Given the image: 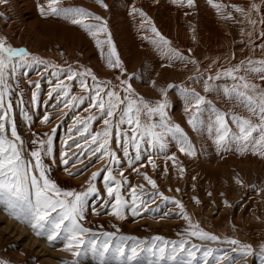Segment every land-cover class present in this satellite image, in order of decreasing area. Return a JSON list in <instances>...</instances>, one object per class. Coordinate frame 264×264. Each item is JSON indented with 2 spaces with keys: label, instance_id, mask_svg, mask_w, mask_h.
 <instances>
[{
  "label": "rangeland",
  "instance_id": "obj_1",
  "mask_svg": "<svg viewBox=\"0 0 264 264\" xmlns=\"http://www.w3.org/2000/svg\"><path fill=\"white\" fill-rule=\"evenodd\" d=\"M103 3L107 7L97 0H61L60 7H82L102 17V21L107 22L108 32L100 33L99 38L106 39L108 33L111 34L123 69L108 67L107 57L101 55L96 39L81 26L63 17L41 15L39 6L46 5V0H7L6 4L0 3V37L6 38L8 45L26 49L31 56L47 62L31 67L25 64L9 77L12 95L6 100L11 99L13 104L10 120L15 122L24 142L23 157L34 164L30 155L33 141L51 136L52 154L42 153V161L46 175L62 191H85L93 172L111 166L117 180L126 178L121 193L129 201L131 187H136L140 193V186H143L144 193L158 191L170 198L163 201L159 196L154 199L144 196L147 207L154 211L141 209L138 216H133L130 208L125 210L124 219L111 215L110 208L105 209L104 214L96 215L93 209L108 199L104 182L107 172L100 171L92 181L98 191L87 198L85 218L81 221L84 227L91 229L85 234L86 239L99 237L102 240L103 232H114V244L119 236L130 237L126 252L134 240L145 241L144 246H147L157 236L169 242L187 239L186 248L196 245L199 249H194L196 256L191 258L192 264H205L204 252L209 248L214 251L206 258L207 264H218L217 257L225 253L233 256L235 264H262L257 255L238 257L233 254L231 249L238 245H231L228 241L235 239L241 244H250L254 253L259 252L260 245L264 244V155L253 152L251 147L243 152L237 151L235 145L228 150L218 149L206 128L194 130L187 122L191 113L185 111L180 88H194L204 95L215 108L226 114L227 122L234 130L233 115L257 121L245 106L223 93L224 86L231 87L234 83L231 78L222 76L220 80H213L219 90L208 93L204 92L203 82L208 76L215 77L241 62L247 67L248 60H264V0H212L211 3L209 0H195L191 8L173 0H103ZM214 5L222 7L218 9ZM133 6L145 12L150 23L133 13ZM237 8L243 11H237ZM102 21L89 17L86 22ZM151 25L171 41V47L196 63L170 61L165 57L151 43L155 38ZM103 50L106 54L107 44L103 45ZM69 68L79 73L91 70L98 81L106 82L105 91L114 90L121 97L125 95L121 81L127 79L136 94L153 104L163 99L160 89H166L169 122L178 123L184 129L196 155L180 152V146L168 138L165 152L149 148L143 152L141 160L135 162L138 171L133 170L116 144L115 124L119 111L112 118H104L112 120L109 148L117 151L120 165H109L107 156L98 158L100 153L93 155L91 149L98 144L92 143L91 136L102 133L105 125L99 109L91 106V95L95 93L81 87V77L68 80ZM239 75H245V72L242 70ZM247 78L258 90H264L260 74L249 72ZM83 79L94 87L91 76L85 75ZM29 81L39 82V89ZM61 81L68 86L67 97L54 92L50 98L49 93ZM152 81H155V86ZM169 84L176 87L169 89ZM33 92L38 93L36 102L32 100ZM101 96L107 103L108 97L103 92ZM72 97H84V101H72ZM46 114L50 120L43 122ZM207 115L206 112L205 117ZM28 116L31 120L27 119ZM92 116L97 119L89 121ZM152 119L158 121L159 117ZM84 121L89 122L87 132L83 131ZM148 122L142 114L141 123ZM120 128L131 135L128 125ZM8 134L11 138L10 123ZM65 152L69 160L67 165L61 162ZM130 153L134 155L133 148H130ZM173 154L174 161L169 159ZM77 170L78 174L69 175V172ZM121 171L123 177L120 176ZM143 173L156 181V189L144 179ZM173 200L184 205L193 224L219 239L213 241L190 236L189 224L179 214L180 209ZM16 212H19V218L6 202L0 200V264H68L73 260L78 264H99V257L91 251H82L76 257L66 250L63 233L56 240L49 241L47 228L50 225L45 229H34L30 215L19 209ZM171 247L170 243L169 251ZM82 248L86 249L87 245ZM179 256L185 261L190 259L186 252ZM163 264L177 262L164 261ZM222 264L231 262L223 261Z\"/></svg>",
  "mask_w": 264,
  "mask_h": 264
},
{
  "label": "snow or ice",
  "instance_id": "obj_2",
  "mask_svg": "<svg viewBox=\"0 0 264 264\" xmlns=\"http://www.w3.org/2000/svg\"><path fill=\"white\" fill-rule=\"evenodd\" d=\"M175 3L186 4L191 8L195 5V0H173ZM211 3L212 0H209ZM0 3H7V0H0ZM97 3L104 7H107L103 3V0H97ZM61 0H46V5L39 6L41 15L45 16H57L63 17L69 20L74 25H79L85 29L91 36L96 39V45L101 49V55H106L107 65L110 68L123 69V64L116 52L115 44L112 41L111 34L108 33L106 39H100V33H107V22L102 21V17L95 15L94 13L85 10L82 7H60ZM218 9L222 5H214ZM133 13L139 14L144 20L149 21L147 14L141 9L133 6ZM237 11H243V9L237 8ZM89 17H92L95 21H102L100 23L86 22ZM144 27V24L141 25ZM151 32L155 34V38L151 39V43L154 44L161 53L171 60L189 61L196 63L195 60H189L181 52L171 47V41L165 38L155 27L151 25ZM264 35V34H262ZM108 45V51L105 54L103 45ZM27 64L31 67L33 64H47L46 61L31 56V54L23 48H17L10 46L6 43V38L0 37V200L6 202L10 208L13 209L17 218H19L20 212H24L31 216L33 221L32 228L41 230L45 229L46 225H50L47 228L49 241H54L64 235V248L73 253V256H80L82 251H91L94 256L99 257V264H163L164 261L172 262L176 261L177 264H192V259L196 256V245H192L191 248H186L188 243L187 239H181L177 241H167L162 237L157 236L153 241L146 244L145 241H133L129 250L126 252V246H128V240L130 237L119 236L116 242L113 244V237L116 236L114 232H103V239L99 237L85 238V234L90 233L91 229L83 226L81 221L85 218V210L87 207L89 195L98 191L96 185L92 183L100 175V171H106L107 175L104 176L105 188L108 199H105L101 206L94 208L93 212L96 215L104 214L105 209L110 208V214L118 217L119 219L125 218V210L130 208L133 216L140 215V210L154 211L147 207V200L154 199L156 196L162 198L163 201H167L170 198L164 196L162 192L144 193L143 186H140L141 192H137L136 187H131V200L126 199L121 189L123 187L124 180H117L113 175V168L108 166L100 171L93 172L88 183V187L85 191H62L57 184L46 175V166L42 161V153L44 155L52 154V138L48 136L47 139H38L33 141L34 148L30 155L34 158L35 163L31 160H26L22 155L23 140L17 132V127L14 121L10 120V112L12 111L13 104L10 97L12 95V85L9 83V77L14 76L19 67ZM245 72V75H239L241 71ZM258 73L260 78L264 80V60L259 61H247V67L244 66V62L235 68H228L222 73H217L215 77L208 76L207 80L203 82V89L205 93L218 91L219 86L212 83L213 80H220L221 77L231 78L234 83L231 87L224 86L223 93L230 98L238 101L245 106L248 111L257 117V121L244 118L241 116H232V121L235 124V130L231 128L227 122L226 114L215 108L212 102L201 93L197 92L194 88L181 87L180 94L185 103V111L191 113L188 119V124L197 131L206 128L208 134L213 137L214 143L218 149L228 150L229 147L235 145L237 151L248 150L249 147L253 152H258L260 155H264V90H258L255 84L249 83L247 73ZM85 75L92 77L94 87L89 86L83 79ZM76 77H81V87L87 89L91 95L92 107H96L100 111V118L103 119L105 128L102 133H95L91 136L93 144H98V147L91 149L93 155L100 153L99 159L108 157L109 165H120L121 160L117 155L116 150H110V138L112 136V120L104 117L112 118L119 111V119L115 124L116 132V144L118 150L123 152V156L127 159V162L133 170L138 171L135 168V162L140 161L142 154L145 151L151 149H158L160 152H165L168 147L167 140L171 138L180 147L179 151L187 155L195 156L196 150L187 133L178 123H170L167 115V90L160 89L163 99L151 103L146 101L143 97H140L135 93L132 84L129 80H122L123 97L114 90L105 91L106 82L98 81L97 77L91 73V70H86L84 73L73 71L68 69V80H73ZM30 84H34L39 89L40 84L37 81H29ZM155 86V81H152ZM175 85L169 84L168 88H174ZM58 93L67 97L68 86L63 82H58L49 93L51 98L52 93ZM104 93L108 97L107 103H105L101 93ZM254 93V94H250ZM38 93L33 92L32 100L36 102ZM79 99L80 103H83L84 97H72V101ZM72 101H69L71 103ZM210 110V111H209ZM208 113L205 117V113ZM144 114L148 118V123H141V115ZM158 116L159 120L155 121L152 117ZM31 120V117H27ZM97 117L92 116L89 121L96 120ZM50 120L49 115H44L43 122ZM10 123V136L8 134V125ZM84 127L83 131L87 132L89 128V122H82ZM128 125L131 128V135L127 131H122L121 125ZM54 131V130H53ZM102 137V140L100 139ZM67 143V142H65ZM146 145L147 147H143ZM77 148L80 145L77 144ZM130 148L134 149V155L130 153ZM67 152L63 153L62 163L67 165L69 163ZM169 159L175 160V156H170ZM148 160L152 162L151 153L148 155ZM155 167V165L153 164ZM38 171V175L36 174ZM183 169H181V172ZM78 174L77 172H69V175ZM120 176L124 174L121 171ZM144 179L151 185L153 189L157 188L156 181L151 179L146 173H143ZM173 203L180 209V215L188 222L189 231L188 234L194 237H200L207 240H218L219 237L210 234L203 229L199 228V225H195L191 222L190 217L187 215L184 205L178 201L173 200ZM55 213V215H53ZM165 216L169 213H164ZM67 222V223H66ZM37 234H41L38 232ZM159 241L160 243H157ZM171 243L172 247L170 251L168 246ZM228 243L231 245H238L233 247L231 252L238 257H247L257 255L264 264V244L260 245L259 252L254 253L253 247L250 244H241L240 241L232 239ZM87 245L84 249L82 246ZM213 249L209 248L204 252L205 264H207V257L212 256ZM187 253L190 258L185 261L179 256L180 253ZM146 253L147 255H141ZM106 254H108L106 256ZM154 257V259H153ZM218 264H222L223 261H229L231 264H235L233 256L225 253L221 257H217ZM68 264H78L76 260L68 262Z\"/></svg>",
  "mask_w": 264,
  "mask_h": 264
}]
</instances>
